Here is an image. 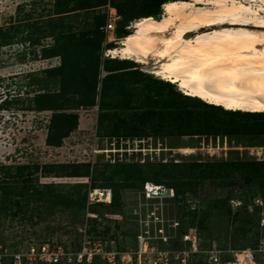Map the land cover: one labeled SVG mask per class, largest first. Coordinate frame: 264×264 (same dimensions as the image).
Returning <instances> with one entry per match:
<instances>
[{
  "label": "trees",
  "instance_id": "obj_1",
  "mask_svg": "<svg viewBox=\"0 0 264 264\" xmlns=\"http://www.w3.org/2000/svg\"><path fill=\"white\" fill-rule=\"evenodd\" d=\"M137 1L142 4L139 17L157 19L162 5L175 0H53V13L44 24L21 39V42L34 44L50 37L52 44L42 46V56L59 58L56 66L28 73L35 93L29 110L51 112L45 145L62 146L63 139L78 127L75 110L92 107L98 110L95 134L101 138L264 133V124H258L264 121V113L224 110L182 94L169 82L152 78L137 68L132 69L134 64L129 60L101 59L104 35L99 27L104 24L105 16L94 9L109 2L119 15H126V9L131 12ZM134 18L135 15L130 14L126 21ZM126 26L116 28L117 38L129 35ZM12 41L13 36L0 28V47L10 45ZM108 47L115 48V44L110 43ZM101 72H104L103 76ZM9 102L6 97L0 103L7 107ZM119 111H125V117H121ZM0 170H4L0 182V210L4 213L10 207L21 209L30 203H36L40 208L48 202L58 201L69 208L84 210L86 207L87 184L76 183L72 192L55 194L51 191L54 185L41 184L39 178H92L89 163L18 164L13 175L4 165H0ZM8 178L12 181L5 180ZM240 180L256 184L258 196L264 199V161L259 160L105 163L89 189H110L109 206H116L119 213L122 191L140 187L147 181L171 186L178 195H193L192 188L206 181L230 187ZM231 199L241 201L238 208L245 207L246 196L230 193L226 197L210 199L203 208L183 211L180 215L181 232L188 228L196 231L213 228L227 237V229L231 228L242 242L256 243L253 218L246 211L243 215L232 216ZM185 219L188 224L183 226ZM89 221L94 224L97 220L91 218ZM90 231L95 229L92 227ZM250 247L242 245L243 249ZM253 260L257 262L256 255Z\"/></svg>",
  "mask_w": 264,
  "mask_h": 264
},
{
  "label": "rangeland",
  "instance_id": "obj_2",
  "mask_svg": "<svg viewBox=\"0 0 264 264\" xmlns=\"http://www.w3.org/2000/svg\"><path fill=\"white\" fill-rule=\"evenodd\" d=\"M52 2L53 0H0V28L13 36L10 45L0 47V102L6 97L10 100L7 107L0 103V165L8 167L7 172L10 175L15 174V166L18 164H67L78 159H89L86 154L84 156L81 154L84 150L88 152L92 143L91 139L95 132L98 112L96 107L75 110L78 119L81 116L78 120V126L83 127L85 120L88 121L89 126L71 132L63 139L62 146H60L62 148L58 149L46 147L42 139L43 134L46 133L51 112L29 110L35 93L32 92L34 85L31 83V77L28 76V73L39 72L42 69L52 67L53 64L57 65L59 58H43L42 56V46L48 47L52 44L50 37L39 39L34 44L21 42V39L24 36H30L37 30V27L44 24L43 22L53 13ZM106 4L114 6L109 2ZM135 4L131 12L126 9V15H120L121 19L117 29L127 24L126 27H129L127 30L131 33L134 22L140 19L139 16L142 15L141 2L137 1ZM105 5L95 8V12L102 13L105 10ZM130 14L135 15V18L127 22L126 17ZM160 14L157 16L159 17ZM121 39L123 38L118 40L115 47H119ZM108 46L109 44L105 46L106 50L109 49ZM107 59L123 60L109 55L102 60ZM130 62L134 64L132 69L137 68L152 78L162 80L149 72V66ZM101 75L103 76L104 72H101ZM171 84L177 90L176 85ZM118 113L121 117L126 115L125 111ZM261 123L264 124V121L258 124ZM111 142L110 138L106 141L98 140L97 146L103 149L111 148ZM150 145L159 151V158L166 161V164L228 159L264 161V133L234 136H156L151 139ZM115 146L119 148L118 144ZM104 160V154H98L94 159L90 158V161H93L92 164H89L92 170V178L51 176L40 177L39 182L41 184H53L54 188L51 191L55 194L72 192V186L76 183L87 184L88 191L89 186L95 183L98 172L102 171L105 164ZM130 160L133 161L134 159L130 158ZM3 171L0 170V182L4 176ZM5 180L12 181L11 178ZM97 182L99 183V181ZM258 191L256 184L241 180L230 187H225L218 182L206 181L200 186L192 188V193L201 208L205 207L210 199L226 197L230 193L246 196L245 207L236 209L232 212V216L233 214L243 215L246 211L255 223L254 233L257 235V241L256 243L242 242L238 238V234L231 228L227 229V237L224 236L223 232L214 231L213 228L209 230L200 229L196 231L198 237L197 251L191 255L188 264H204L206 252L212 248V242L223 251L243 249L242 245L247 244L251 247L246 249L251 250L253 256L256 255L257 262L253 260L254 264H264V227L261 228L257 224L261 207L254 205L252 201V198L258 195ZM262 201L264 202V199ZM36 206V203H30L29 206L21 207V209L15 206L10 207L5 213L0 210V253L10 254L24 237L53 238L57 241L72 242L78 240L79 230L86 221V207L84 210L69 208L60 201L58 203L48 202L41 208ZM88 211L101 218L94 224L88 219L87 223L90 225V229L93 227V229L101 231L104 236L113 239L117 246L120 244L118 243L120 240L131 244L130 225L122 219L112 218L118 213L116 206L94 203L88 207ZM183 224L186 226L188 220L185 219ZM2 264L10 263L3 260Z\"/></svg>",
  "mask_w": 264,
  "mask_h": 264
},
{
  "label": "built area",
  "instance_id": "obj_3",
  "mask_svg": "<svg viewBox=\"0 0 264 264\" xmlns=\"http://www.w3.org/2000/svg\"><path fill=\"white\" fill-rule=\"evenodd\" d=\"M248 6L257 15L264 16V0H237ZM102 14L105 22L99 27L104 35L101 48V59L108 57L105 46L118 44L115 35L121 16L110 4L104 6ZM129 27H126L128 29ZM59 62L57 63V65ZM53 64L52 66H55ZM153 136L112 137L111 148H98L97 141L108 138L92 134L89 151H83L89 159H78L75 163L92 164L98 154H104L105 163H165L159 158V151L150 145ZM118 144L119 148L115 145ZM149 144V145H148ZM125 158H128L127 160ZM130 158L134 160L131 161ZM74 163V162H72ZM110 189H88L85 209V224L79 230L76 242L57 241L53 238L35 239L24 237L10 254L0 253V264L3 260L10 264H188L193 253H196L197 233L193 228L181 232L180 215L183 211L200 208L196 197L185 193L178 195L175 189L164 184L150 181L140 187L122 191V205L114 219H122L131 227V244L120 240L118 246L101 231H90L87 220L101 218L88 211L94 203L111 201ZM254 205L261 207L258 225L264 227V202L260 197L252 198ZM241 204L239 199L229 200L231 211L234 212ZM181 208V210H180ZM249 209V208H248ZM251 210V208H250ZM123 222V223H124ZM253 261L252 251L237 249L223 251L212 245L206 252L204 264H250Z\"/></svg>",
  "mask_w": 264,
  "mask_h": 264
},
{
  "label": "bare ground",
  "instance_id": "obj_4",
  "mask_svg": "<svg viewBox=\"0 0 264 264\" xmlns=\"http://www.w3.org/2000/svg\"><path fill=\"white\" fill-rule=\"evenodd\" d=\"M115 58L149 66L184 95L224 110L264 113V16L237 0H175L134 22ZM250 264H254L250 261Z\"/></svg>",
  "mask_w": 264,
  "mask_h": 264
},
{
  "label": "crops",
  "instance_id": "obj_5",
  "mask_svg": "<svg viewBox=\"0 0 264 264\" xmlns=\"http://www.w3.org/2000/svg\"><path fill=\"white\" fill-rule=\"evenodd\" d=\"M81 117V116H80ZM80 117H79V120H80ZM84 126L83 127H88L89 126V123H88V121H86L85 120V122H84V124H83ZM83 127H77V129H83ZM45 136H46V133L45 134H43V141H44V139H45ZM46 147H48V148H53V149H58V148H62V147H49V146H46Z\"/></svg>",
  "mask_w": 264,
  "mask_h": 264
}]
</instances>
